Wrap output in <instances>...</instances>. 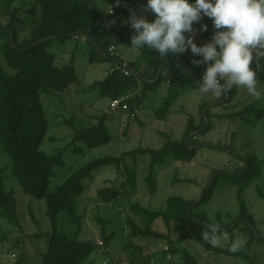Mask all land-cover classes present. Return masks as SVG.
I'll return each mask as SVG.
<instances>
[{
  "label": "rangeland",
  "instance_id": "obj_1",
  "mask_svg": "<svg viewBox=\"0 0 264 264\" xmlns=\"http://www.w3.org/2000/svg\"><path fill=\"white\" fill-rule=\"evenodd\" d=\"M36 1L0 0V25L5 26L11 20V17L3 12L6 4L9 10H17L20 21L15 25L19 24L17 27L20 40L27 39L31 33L32 22L39 21L41 17L40 7L37 8L36 18L29 12ZM95 3L104 17L115 13L113 5L107 0H95ZM144 6L133 0L120 2L119 12L113 20V40L120 39L122 37L120 33L133 30L127 23L131 13L154 17L151 12L143 11ZM201 24L208 26L206 32L200 31ZM193 28L194 34L198 35L203 45L210 42L209 38L215 31L211 19L207 17L194 24ZM132 35L134 34L125 36L126 44H120L116 48V52L125 63L137 62L142 55L141 50L130 48ZM1 45L2 41L0 64L9 70L1 53ZM47 50L56 56L55 64L58 67L74 64L80 80V84L71 85L65 93L42 96L50 124L42 150L51 155L58 149L66 148L64 164L54 168V174L49 180V191L56 190L76 169L93 159L105 156L122 157L124 153L137 148L160 149L166 142L162 133L170 140L179 141L185 136L190 117L198 126L205 123L202 130H194L188 135V145L191 149L197 150L191 162L176 161L170 154L165 157L162 164L156 166L153 177L156 178L157 189L154 194L151 193L147 180L152 161L148 155L126 158L128 167H103L83 180L85 191L76 199L77 210L82 217L79 239L96 242L99 246L84 264H180L182 262L180 253L166 255L168 246L166 241L154 239L135 240L143 250L134 263L133 253L125 248L128 242L125 219L132 215L129 205L138 202L153 211H161L166 209L167 201L172 196L200 202L202 193L217 174L220 178L211 200L199 205L195 212L206 213L212 223H218L220 226L237 219L234 225L226 228L231 231L227 234L228 239L221 241L220 245L224 248L229 245L231 247L233 241H242L241 247L245 246L251 239L252 235L248 231L251 228L255 240L246 253L252 259V263L242 257L212 254L202 244L188 239L177 243L180 234L175 229L172 230L171 239L176 248L188 251L199 264H264V199L259 194V190L264 193V117L258 119L254 114L249 116L247 121L240 116H234L250 104L264 108V99L255 100L242 87H237V96L231 101L228 93L225 99L222 98L223 93L220 96L211 93L200 94L196 83L185 78L183 79L185 82L178 86L180 96L170 108L168 115L157 117V111L162 109L169 94V83L164 81L158 91L147 92V98L136 109L135 116L130 117L128 112L111 107L112 100L101 95V85L93 86L95 82L104 81L108 73H111L112 67L109 63H90L89 52L92 46L87 40L72 38L65 42H57ZM200 67L203 75L206 65ZM174 71L176 74L179 69L176 68ZM170 74L166 73L169 78L175 75ZM257 85L264 92V84L258 78ZM122 96L125 98L142 96V90L126 91ZM205 103L208 105L201 109ZM210 107L213 109L211 110L213 117L207 120L203 111ZM101 116L105 117L104 125L112 135L110 144L89 149L81 142L72 143L76 131L97 126L98 117ZM72 117H75V124L69 126L66 122ZM209 125V132L202 134ZM193 136H196L195 140H191ZM210 146L213 148H209ZM245 164L247 165L244 171H248L249 166L252 168L247 176H243L241 171ZM0 169L3 171L6 189L15 193L21 224V227L13 226L0 217V264H19L20 261L21 264H42V255L47 250L54 231L46 215V200L35 198L23 191L12 174L11 158L3 149H0ZM185 180L192 183H183ZM129 181L132 182L133 189L129 186ZM249 181L252 182L250 185ZM245 184L249 186L244 189L242 199L246 204L247 213L252 217V225L245 217L239 219L242 214L237 193ZM112 185H117L126 196H120L110 204L98 200V189ZM217 215L220 217L217 218ZM242 223H247V226L243 224L237 228V225ZM154 228L161 233H167V227L162 221L154 224ZM57 230L74 236L77 225L63 212L59 215ZM110 235L114 237L106 247L102 244L105 243L103 239Z\"/></svg>",
  "mask_w": 264,
  "mask_h": 264
},
{
  "label": "trees",
  "instance_id": "obj_2",
  "mask_svg": "<svg viewBox=\"0 0 264 264\" xmlns=\"http://www.w3.org/2000/svg\"><path fill=\"white\" fill-rule=\"evenodd\" d=\"M123 1L125 0H120V2ZM133 1L143 5H146L147 2V0ZM107 2L113 5V12L115 13L104 17L99 12L95 0H37L29 12L36 18L37 8L40 7L41 17L39 21L32 22L30 36L24 40H20V32L17 27L19 24L15 25L16 22L20 21L17 10L11 11L8 5H4L3 12L9 15L11 20L5 26L0 25L1 53L9 68V70H6L0 64V149H3L11 158L12 174L18 180L23 191L35 198L46 200V215L50 219L54 231L51 234L49 246L42 255V264H84L91 254L99 248L96 242L79 239L82 217L78 213L76 199L83 195L85 191L84 179L91 177L94 172L103 167H128L129 163L126 158L148 155L152 158V161L149 167L150 175L147 180L151 193L154 194L157 189V181L153 177L156 166L162 164L165 157L170 154L176 161L191 162L197 150L191 149L189 145L187 146L188 135L194 130H202L205 124L203 122L201 126H198L190 117L183 139L173 141L165 133H162L166 142L160 149L137 148L124 153L122 157L105 156L93 159L83 167L76 169L71 177L56 190H48L49 180L54 174V168L64 164L63 159L66 148L58 149L51 155L42 150V145L50 130L42 96L44 94L65 93L71 85L80 84L75 65L58 67L55 64L56 56L47 50L49 46L72 38L87 40L92 46V50L89 52L90 63H109L114 69V72L109 73L104 81L93 84V86L101 85L102 97L115 101L123 97L122 95L126 91L142 90V96H136L135 98L123 97L122 104L115 108L120 109L122 112H128L130 117L135 116L136 109L147 98V92L151 90L158 91L164 81L169 83V94L162 109L157 111L158 118L163 117L162 115H168L170 108L177 101V97L180 96L178 86L185 82L183 79L189 78L199 88L197 83H199L202 76V69L200 66H194L192 60H202V57L193 56L190 49L182 56L160 57L154 50L144 48L141 50L142 55L137 62H130V67L123 66L121 62L125 61L116 52V48L120 44H126L125 36L135 33L134 30L127 33L122 32L120 33L122 36L120 39H112L114 32L113 20L119 11L117 0H107ZM146 18L149 21L154 19L150 16ZM11 37L14 40V45ZM40 40L45 41L38 46H33L34 43ZM194 42L198 46H203L198 35H195ZM112 47H114V53L110 50ZM258 64L259 66H257V62H254L252 67L256 70L259 81L264 84V57L258 58ZM176 68L179 69V72L175 74L174 70ZM125 71L129 74L126 75ZM166 73H174L175 75L169 78ZM237 93V87L234 86L228 92L229 100H233ZM226 96L227 94H224L222 98L225 99ZM206 105L208 103L203 104L201 109ZM124 106H126L125 109ZM211 110L213 109L210 107L203 111L207 120L213 117ZM254 114L257 115L258 119L264 117V108L250 104L234 116H240L248 121L249 116ZM74 120L75 117H72L67 120L66 124L73 126L75 124ZM98 120L97 126L76 131L72 143L81 142L89 149H96L110 144L112 135L104 125L105 117H98ZM209 130L210 125L206 132L202 134H206ZM195 138L196 136H193L191 140H195ZM51 139L54 140V138ZM209 148L212 149L213 147L210 146ZM246 165L241 167L243 176H247L252 171L251 166H249L248 171H244ZM2 172L0 169V217L10 225L21 227L15 193L6 189ZM219 178V174L215 175L212 183L202 193L200 202L188 200L181 196H172L167 201L166 209L161 211H153L138 202L130 203L129 210L132 215H128L125 219L128 237L125 248L128 252L133 253L132 260L134 263L143 250L135 240L154 239L166 241L168 245L166 255L180 253L182 256L180 264H199L198 260L188 251H180L176 248V244L171 239L173 229L180 234L177 243L188 239L194 243L202 244L212 254L234 258L242 257L252 263V259L246 253L253 240H255L251 228L249 230L245 228L252 235L251 239L235 253L229 251L230 245L225 248L221 245L212 247L202 239V234L209 230L208 225L213 223L206 213H196L195 210L199 205L211 200ZM183 183L192 182L185 180ZM251 183L249 181L248 184ZM128 184L131 189L134 188L131 181ZM245 185L237 193L242 214L239 219L245 217L252 225V217L247 213L246 204L242 199L244 189L249 186ZM259 194L264 199V193L261 190H259ZM97 196L101 202L110 204L118 200L120 196L125 197L126 194L117 185H112L98 189ZM63 212L67 213L72 222L77 225L74 236L60 233L57 230L58 218ZM218 217L220 215H217ZM236 220L233 219L230 224L221 225L222 232L228 234L231 230H226V228L234 225ZM160 221L167 227L166 234L154 228V224ZM243 224L247 226V223H242L237 225V228H240ZM113 237L114 235H110L103 239L105 243L102 244L107 247ZM21 263L22 261L19 262V264Z\"/></svg>",
  "mask_w": 264,
  "mask_h": 264
},
{
  "label": "clouds",
  "instance_id": "obj_3",
  "mask_svg": "<svg viewBox=\"0 0 264 264\" xmlns=\"http://www.w3.org/2000/svg\"><path fill=\"white\" fill-rule=\"evenodd\" d=\"M143 11L154 14V19L130 14L127 23L135 33L130 48H149L160 57L182 56L190 49L193 56L202 57L192 64L206 65L197 83L200 94L220 96L235 86L245 88L257 101L264 99L252 67L264 57V0H147ZM204 17L211 19L215 31L210 42L198 46L193 25ZM207 29L206 24L200 25V31ZM208 229L202 239L212 247L228 239L220 224H210ZM241 246L242 241H233L229 251L235 253Z\"/></svg>",
  "mask_w": 264,
  "mask_h": 264
},
{
  "label": "built area",
  "instance_id": "obj_4",
  "mask_svg": "<svg viewBox=\"0 0 264 264\" xmlns=\"http://www.w3.org/2000/svg\"><path fill=\"white\" fill-rule=\"evenodd\" d=\"M110 50H111L112 53H114V47H112ZM125 74L128 75L129 72L125 71ZM123 100H124V98L121 97V98L118 99V100L112 101L111 107H112L113 109L117 108L118 106H120V104H122ZM125 108H126V106H124V109H125Z\"/></svg>",
  "mask_w": 264,
  "mask_h": 264
},
{
  "label": "water",
  "instance_id": "obj_5",
  "mask_svg": "<svg viewBox=\"0 0 264 264\" xmlns=\"http://www.w3.org/2000/svg\"><path fill=\"white\" fill-rule=\"evenodd\" d=\"M11 41H12V44L14 45V40H13L12 37H11ZM44 41H45V40H40V41L34 43L33 46H38V45L42 44ZM121 64H122L123 66H125V67H130V65H129L128 63H125V62L122 63V62H121ZM186 144H187V146H188V140H187ZM194 205H195V204H194Z\"/></svg>",
  "mask_w": 264,
  "mask_h": 264
},
{
  "label": "crops",
  "instance_id": "obj_6",
  "mask_svg": "<svg viewBox=\"0 0 264 264\" xmlns=\"http://www.w3.org/2000/svg\"><path fill=\"white\" fill-rule=\"evenodd\" d=\"M129 63H130V62H129ZM129 63H128V64H129ZM174 73H175V72H174Z\"/></svg>",
  "mask_w": 264,
  "mask_h": 264
}]
</instances>
